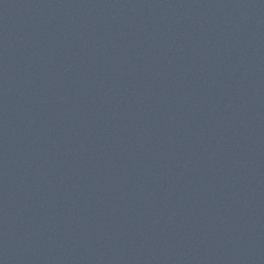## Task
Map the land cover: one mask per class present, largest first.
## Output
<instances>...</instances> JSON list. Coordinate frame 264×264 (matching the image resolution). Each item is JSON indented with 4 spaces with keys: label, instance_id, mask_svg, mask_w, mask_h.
<instances>
[{
    "label": "water",
    "instance_id": "95a60500",
    "mask_svg": "<svg viewBox=\"0 0 264 264\" xmlns=\"http://www.w3.org/2000/svg\"><path fill=\"white\" fill-rule=\"evenodd\" d=\"M0 264H264V0H0Z\"/></svg>",
    "mask_w": 264,
    "mask_h": 264
}]
</instances>
